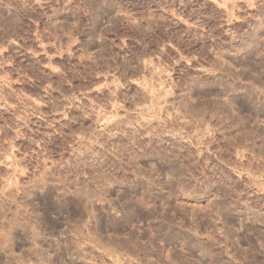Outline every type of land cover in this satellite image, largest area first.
Wrapping results in <instances>:
<instances>
[{"label":"rangeland","instance_id":"1","mask_svg":"<svg viewBox=\"0 0 264 264\" xmlns=\"http://www.w3.org/2000/svg\"><path fill=\"white\" fill-rule=\"evenodd\" d=\"M0 264H264V0H0Z\"/></svg>","mask_w":264,"mask_h":264}]
</instances>
